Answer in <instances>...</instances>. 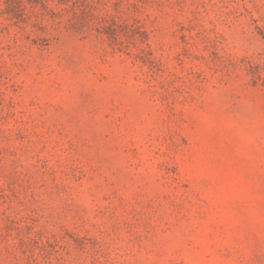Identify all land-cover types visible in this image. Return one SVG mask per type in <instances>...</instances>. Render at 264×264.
Returning <instances> with one entry per match:
<instances>
[{
    "label": "rangeland",
    "instance_id": "1",
    "mask_svg": "<svg viewBox=\"0 0 264 264\" xmlns=\"http://www.w3.org/2000/svg\"><path fill=\"white\" fill-rule=\"evenodd\" d=\"M0 264H264V0H0Z\"/></svg>",
    "mask_w": 264,
    "mask_h": 264
}]
</instances>
